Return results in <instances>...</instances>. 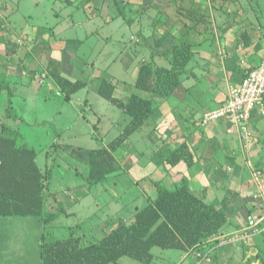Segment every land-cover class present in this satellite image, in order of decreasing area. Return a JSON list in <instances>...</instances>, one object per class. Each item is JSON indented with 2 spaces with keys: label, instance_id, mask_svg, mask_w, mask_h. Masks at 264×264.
Here are the masks:
<instances>
[{
  "label": "crops",
  "instance_id": "0c3cea01",
  "mask_svg": "<svg viewBox=\"0 0 264 264\" xmlns=\"http://www.w3.org/2000/svg\"><path fill=\"white\" fill-rule=\"evenodd\" d=\"M22 1L17 0L16 2L19 4ZM92 1L53 0L54 4L61 5L62 8L60 10H68L72 7L81 9ZM114 1L118 5L123 6V8H120L117 14L105 20L104 24L111 26L112 29L105 33L106 42L110 40H126L125 32L130 28L133 36L126 42L130 41V43L140 45V47L133 50L134 45L129 44L126 49L132 50L135 56L142 53L144 57V52H147L149 58L143 60V62L151 63L153 69L157 67L169 68L171 66V51L175 43L192 45L194 53L190 62L182 71L181 84L178 91L170 97H153L149 93L138 90L135 86L136 80L133 84L128 85L119 81L117 83L112 76H105L103 73L98 74L97 71L89 72L88 74L86 70L87 64H83L82 60L78 63L80 58L77 50L81 48L83 43H90V45L83 44L84 49H96L100 39L95 38L94 33L100 34L98 26H102L101 23L98 24L95 20H91L93 23L90 24V27L93 29L90 31L85 30L82 38L73 40L79 43V45L73 46L71 39L67 38L68 36L64 35L63 37L66 38H63L57 34L56 30L61 22L58 21L54 26L50 27L36 26L28 22L22 23L21 20L12 19L15 9L9 10L7 5L3 6V0H0V5L2 4L0 9H3L0 12V36H2L4 41L3 50H6L10 57L16 56L27 59L31 54L35 57L32 64L23 62L21 64L22 67L19 63L17 67L8 63H4V66H1L5 67L3 83L5 85L8 83L12 90L13 113L11 116L7 113L9 92L8 90H0L1 94L2 92L6 93L4 98V103L7 105L5 110L6 119L22 120L16 107V103L25 97L22 90H20L21 87L30 88L34 83L36 84L37 80L42 86V84H46V79H49L60 90L53 79L48 77V72L45 69V63L50 58L62 63L63 76L72 81L82 80L88 83L83 89L91 88L100 97L102 96L97 91L99 82L102 78H110L111 82L116 85V94L123 100L135 93L147 98H153L154 105L151 117L135 132H140L141 140L144 141V148L134 146L132 148L134 151L129 153L126 151L131 144L129 139L121 147L124 152L119 154V149L116 153L118 161L123 165L121 170L111 174L117 180L115 181L116 185L118 183L128 186L140 185V182L144 179L149 178V182H151V177L149 176H157L159 182L162 181L165 185L171 186L186 177L191 189L197 194H204L206 200L215 206L219 207L224 200L228 201L229 197L235 196L234 204L230 207L229 213L231 221L226 225V228H230L235 223L239 224L241 213H243V217L247 216L249 219L263 215L264 208L261 206V200L255 196L259 189L251 179V170L244 158L236 128L228 119L215 121L206 126L200 125V122L203 113L207 110L218 108L225 103L229 98L231 85L240 84L245 75L257 67L264 58V0ZM35 2L40 5L43 0H36ZM101 2L104 5L106 0H101ZM127 7H129L130 14L125 11ZM177 11L179 16H177ZM74 12L78 11L69 9L67 13L73 16ZM56 13L55 16L60 15L58 12ZM118 20L120 27L116 28L114 22ZM113 26L115 30L112 28ZM70 27V25L66 24V28ZM48 28H51L52 33L48 32ZM12 33H14V36H11ZM134 37L136 38L135 42H133ZM105 49L106 46L104 47ZM143 62L137 64L136 75H138L139 68ZM163 63L168 64V66L163 65ZM21 74L26 77V80L21 81ZM42 75L46 78L44 81L41 79ZM128 93H130L129 96H126ZM37 94H39V91ZM61 94L64 105L70 102V100L66 101L64 99L62 92ZM44 100L53 101L47 95H45ZM105 100L108 104H112L107 99ZM87 102L90 105L89 107L93 109V103ZM51 104L53 105L54 103L52 102ZM62 109L56 111L55 119L58 122L61 121L60 118L65 113ZM80 111L78 115H82L84 110L80 108ZM122 112L126 114L123 110ZM94 114L97 116L99 123L104 121L107 124L105 120L108 119L107 116L109 114H106L103 109L101 112L94 110ZM2 123H0V127ZM5 124L18 130L23 139L22 141H25L20 126L14 127L8 121ZM250 125L254 134V141L249 150L248 158L252 159L256 166L264 169V115L261 113L259 106L252 112ZM71 128V126H67L64 130L61 128V131H71ZM93 128L96 132L98 126L94 125ZM109 143L104 147H107ZM182 143H185L188 148L187 152L193 155L192 159L182 160L176 166H172V153ZM53 146L55 147L54 153L56 156L57 154L59 157L61 156L60 154L67 156L71 152L86 157L87 165L91 163V152L93 149L86 150L77 145L63 144L59 140ZM147 151L148 159L141 162V153L146 154ZM159 151L164 153L162 161L157 155ZM39 154L38 151V156ZM40 168L45 172L43 167L40 166ZM89 172L90 166L85 182L77 185L80 187L77 189V193L73 191L75 188H72V186H67L61 191L52 190V181L50 180L49 193L52 194L47 197V203L49 202L48 199L53 197L59 206L61 204L64 211L65 209L67 210L61 216L76 215L79 212L73 210L76 205H81L80 211H82V208L90 210L91 205H86L83 201L93 194L94 186L105 183L111 175L103 182L91 184L88 181ZM155 183L151 182L150 186H155ZM107 190V187H103L101 194L99 193L100 196H104ZM151 192L152 190L150 192L143 190L144 201L142 205L146 206L155 199V193L153 197V192ZM110 193L112 195V191ZM122 193L123 191L119 192V194L117 193L118 196L116 198L111 197L109 194L105 195V198L107 197L109 201L106 200L105 208L103 207L102 209V216L98 217L99 213H96L97 217H87L85 221L76 224L80 225V235H89L86 232V226L89 224L93 228L99 229L103 228L107 223H114L118 219L132 220L136 212L144 207L137 203V200L131 209L126 210L123 208L118 210L119 212H112L113 209H110V205L115 201H120L119 195H122ZM67 199H71L68 202L69 209L65 205V202L68 201ZM94 201L95 204L100 206L99 201ZM59 216L60 214L56 219ZM95 218H98V220ZM90 220H94V222L91 224ZM245 230L238 228L234 231L223 233L218 237L232 236L235 232H241L240 234H242ZM231 242H222L220 245L228 244L230 246L233 244ZM185 253L187 255L191 254L190 252ZM196 259L197 264H199L201 261H198V257Z\"/></svg>",
  "mask_w": 264,
  "mask_h": 264
},
{
  "label": "rangeland",
  "instance_id": "374dc122",
  "mask_svg": "<svg viewBox=\"0 0 264 264\" xmlns=\"http://www.w3.org/2000/svg\"><path fill=\"white\" fill-rule=\"evenodd\" d=\"M16 1L17 0H3L2 2L3 6L7 5L9 10L15 9L12 19H16L17 21L21 20L22 23L28 22L36 26L43 25L45 27L54 26L59 21L61 23L56 30L57 34L60 37L64 35L68 36L67 38L71 39L73 46L79 45V43L73 40L82 38L85 30L90 31L93 29L90 27V24L93 23L91 20H95L98 24L101 23L102 26H98L100 34H97V32L94 33V37L100 39V42L96 45V49H84L83 44L90 45V43H83L81 48L77 50L80 58L78 63L82 60L83 64H87L88 67H86V70L88 74L89 72L97 71L98 74L103 73L105 76H112L113 79L115 78V82L119 81L131 85L136 80V72L138 70L137 64L149 58L147 52H144V57L142 53L135 56L132 50L129 51L126 49L127 46L129 47V44L134 45L133 50L140 47V45H135L134 43H130V41L126 42V40H130L133 36V32L130 31V28L125 32L127 36L126 40H110L106 42L105 33L111 29V26H106L104 24L105 20L117 14L119 9L123 8V6L118 5L114 0H106L104 5L101 0H93L89 5H84L81 9L69 8L73 11H78L74 12L73 16L68 15L67 12H69V9L60 10V8H62L61 5L54 4L53 0H43L40 5L35 2L36 0H23L19 4ZM2 4L0 6H2ZM2 10L1 8L0 12H2ZM125 11L128 14L131 13L129 7L125 8ZM56 12L60 15L55 16L57 14ZM177 16H179L178 11ZM119 23V20L114 22L116 28L120 27ZM66 24L71 27L66 28ZM115 27L113 26L112 28L115 30ZM47 30L49 33H52L51 28ZM11 36H14V33H12ZM135 39L134 37L133 42H135ZM3 45L4 41L2 36H0V82L3 81L4 77L3 72L5 67H1L4 63L17 67L18 63L20 66L23 62L32 64L35 58L33 54L27 59L16 56L10 57L7 51L3 50ZM105 46L106 49L104 50ZM163 65L168 66V64L164 63ZM20 76L21 81L26 80L25 76L22 74ZM43 76L44 75H42L41 79L44 81L46 78ZM20 90H22L25 97L23 100L21 99V101L16 103V107L18 108V113L21 115L22 120L14 121L6 119L5 110L7 105L4 103L6 93L2 92L1 94L0 92V123H7L8 121V123L14 127L20 126L25 143L36 148L40 153L37 158L39 165L43 167L45 171L48 169L53 170L51 179L52 190L61 191L67 188V186H72V188H75L73 191L77 193V189L80 188L77 185H81L85 182L90 165L86 164V157L76 155L75 153H68V157L62 156V154H60V157L58 154L56 156L54 153L55 147L53 145L59 140L63 144L77 145L86 150L103 148L122 133L129 121V116L123 114L119 107L108 104L104 98L98 96L91 88L83 89L74 94L70 102L67 104L65 103V105L62 102L63 96L61 91L49 79H46V84H42V86H40L37 80L36 84L34 83L32 87H21ZM38 91L39 94H37ZM129 94L130 93L126 96H129ZM45 95L53 99V105L51 101L44 100ZM128 99L129 97H126L124 100ZM87 101L93 103V109L89 107L90 105ZM86 102L87 104H85ZM80 108L84 110L82 115H78V112H81ZM61 109L64 110L65 113L61 116V121L58 122V120L55 119L56 111ZM102 109L106 114H109V116H107L108 119L111 118L110 120H105L107 124L104 121L99 123L97 116L94 114V110L101 112ZM94 125L98 126L96 132L93 128ZM67 126L72 127L71 131H61V128L64 130ZM140 135V132L132 135L130 138L131 144L127 147L126 151L129 153L131 151L133 152L134 150H132V148L134 146L137 148H144V141L141 140ZM122 152H124V149L120 148V152L118 153L120 154ZM147 153L148 151L146 154L141 153V162L148 159L147 157L149 155ZM114 177L115 176L111 175L109 180L105 183L94 186L93 194L83 201L84 204L91 205L90 210L82 208V211H80L81 205H76L73 210L79 212L74 216H61V214L67 212V210L65 209V211H62L61 209H64L62 205L60 204L59 206L53 197H50L47 203V210L57 211L60 216L49 224H46L41 218L0 217V264H42L40 245L43 235H46L49 241L64 239L70 235L71 226L85 221L87 217L96 216V213H99L98 217H101L102 209L107 200L105 195L107 194L116 198L119 192L123 191L122 195H119L120 201H115L110 205V209H113L112 212H119L118 210L123 208L126 210L131 209L135 205L136 200L137 203L142 205L144 201L142 196L144 195L143 190H147L148 192L152 190L153 197L157 195L156 186H150L151 182L159 181L157 176H149L151 177V182H149L148 178L141 181L140 185L132 186L122 185L121 183L116 185L115 181L117 180H115ZM124 184H126V182H124ZM103 187H107L108 190L102 197L100 194ZM111 191L112 195L110 193ZM258 193L260 194L259 191L257 195L255 194L257 198L259 197ZM62 197L64 198V196ZM67 200L68 201L65 202L66 207H68V202L69 200L71 201V199ZM94 200L99 201L100 206L95 204ZM107 201H109V199ZM257 202L259 201L257 200ZM240 216L239 220L241 223L232 224L230 228L225 227L224 233L234 231L238 228H241V230L251 228L262 215L251 219L247 216L243 217V213H241ZM95 219L98 220V218ZM90 221L91 224L94 222V220ZM111 226L112 223H107L103 228L96 229L89 224L86 226V232L89 236L100 238L110 230ZM79 230L80 228L77 234H80ZM240 233L241 232H235L231 237H233V235L238 237ZM222 242L225 243L221 241L216 250H213L206 256L202 255L200 257L194 253L187 255L180 250L155 247L153 249L155 259L151 264H197V257L198 261H201L199 264H263L262 257L260 258L258 253L260 248H264V235H256L252 239L250 238L246 243L240 240H234V242H231L233 244L230 246L228 244L220 245ZM120 263L146 264L128 257L122 258Z\"/></svg>",
  "mask_w": 264,
  "mask_h": 264
},
{
  "label": "trees",
  "instance_id": "16d2710c",
  "mask_svg": "<svg viewBox=\"0 0 264 264\" xmlns=\"http://www.w3.org/2000/svg\"><path fill=\"white\" fill-rule=\"evenodd\" d=\"M171 53L169 68L153 69L151 63L146 61L141 64L135 83L138 90L153 97H170L178 91L182 71L194 51L192 45L175 43ZM45 69L66 101L88 84L63 76L62 63L53 58L45 63ZM0 90L9 92L7 113L11 116L12 90L3 81L0 82ZM97 91L122 109L129 116V121L123 132L107 147L92 150L88 177L91 184L103 182L123 168L116 157L117 151L147 122L154 111L153 98L133 93L125 101L116 94V85L110 78H102ZM22 140L18 130L1 124L0 217H34L49 224L59 215L57 211L47 210L53 170L43 172L37 163V149ZM187 149L182 143L174 150L172 166L182 160L192 159L193 155ZM157 155L162 161L164 153L159 151ZM155 186L157 195L154 200L140 208L132 220L114 221L110 230L100 238L77 234L80 225L71 227L70 235L64 239L49 241L43 235L40 245L42 264H121L120 260L124 257L151 264L155 259V247L190 252L200 257L208 255L221 241L231 237L218 236L224 233L231 221L229 213L235 196L224 200L218 207L206 200L204 194L194 192L186 177L171 186L162 181L156 182ZM263 226L264 223L261 224ZM256 235L262 236L264 231ZM258 254L264 264V248H260Z\"/></svg>",
  "mask_w": 264,
  "mask_h": 264
},
{
  "label": "built area",
  "instance_id": "2783aa9c",
  "mask_svg": "<svg viewBox=\"0 0 264 264\" xmlns=\"http://www.w3.org/2000/svg\"><path fill=\"white\" fill-rule=\"evenodd\" d=\"M261 108L264 115V58L260 64L249 71L240 84L230 87L229 98L221 106L207 110L203 113L200 125H209L212 122L228 119L236 128L246 163L251 170V179L259 189L261 206L264 208V172L256 166L252 159L248 158V153L254 141V134L251 129L252 112L256 107ZM264 213L251 228H247L238 237H230L226 242L243 241L246 243L257 233L264 231ZM233 239V240H232Z\"/></svg>",
  "mask_w": 264,
  "mask_h": 264
}]
</instances>
